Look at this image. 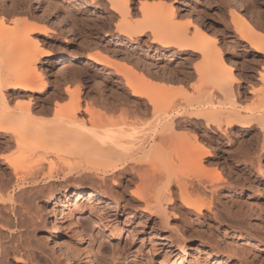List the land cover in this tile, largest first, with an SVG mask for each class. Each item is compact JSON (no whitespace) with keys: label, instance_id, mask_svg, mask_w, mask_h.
<instances>
[{"label":"bare ground","instance_id":"1","mask_svg":"<svg viewBox=\"0 0 264 264\" xmlns=\"http://www.w3.org/2000/svg\"><path fill=\"white\" fill-rule=\"evenodd\" d=\"M3 1L5 0H2V3ZM94 1L97 3L98 9L101 7L103 10H106L104 4L107 2L110 8L108 14L110 16L117 14L121 17L119 21L117 20L119 23L116 27L120 35L135 42L138 37L150 34L152 43L157 45V50L162 47L174 46L180 51H192V55L202 54L203 59L199 61V64L197 63L198 66L195 65V72L197 71L199 74L201 70L208 71H205L200 77L196 74L198 76V79L196 76L197 81L194 78L196 83L191 81L190 85L195 84L192 86L187 84L191 87L189 92L186 90L188 86L186 87L184 83L185 90L176 89L175 92L173 89H168L165 82L162 83L161 78V83L159 80H153L159 74L153 73L154 71L149 68L147 73L144 70L140 74L135 73L131 68L122 69L125 70V73L123 71L121 73H123V77L127 78V80L125 78L127 82L125 83L131 91V96L135 97L133 101L135 109L130 111L126 105L125 111L121 115H117L116 118L115 115L109 116L107 111L101 112L95 109L94 102L86 101L84 104L80 95L82 86H79L76 91L65 87L63 91L61 83L58 82L55 85V92L53 91L50 96L43 98L50 88V82L45 75L41 58L51 54V50L48 47H41L40 37H51L49 27L26 25L25 22L20 23V19L10 21L6 17V10L9 12L8 9H5L6 5L0 4V137L4 138L0 139V143L6 149L12 145L16 146L17 152L20 151L19 155L22 154L21 156L25 159L26 156L23 152H26L27 155L29 152L30 154L35 153V156L38 154L36 159L33 156L34 160L26 159V161L29 160V163L25 161L26 165L24 164L25 159L20 158L19 155H1L3 161L1 167L3 170L9 168L11 176L5 179L4 174H0V179L3 181L0 183V204L6 206L17 203L19 207H22L20 210L18 209L20 215H24V191L26 192L27 187L32 185L40 187L42 184L51 187L52 181L67 180L69 177L89 178L102 184L106 183L108 178L117 180L127 173H131L141 179L143 183L141 184L143 187L145 186L142 191L144 195L140 192L141 190L139 192L144 196L142 198L145 199L146 207L151 210L156 208L158 213L160 211L159 214L163 216L166 223L171 217L179 216L176 210L182 211L183 214L193 213L197 216L203 215L207 210V212H214L213 214L217 215L213 201L217 188L222 184L220 183L222 177H220V173L218 174L217 169H209L204 164L206 157L215 158L214 149L210 148V144V146L206 145L205 139L212 140L220 133L223 138H218L217 144L222 145L224 138H228V141L232 139L230 132L244 128L257 130L258 134L263 136L264 145V70L261 69L263 71L259 72L257 79L250 71L253 70L254 65L264 62V26L262 25V29L259 25L254 24L255 22L242 8V4L247 2V6L249 4L253 11L258 13V8H255V5L258 6L257 1L236 0L239 6L232 8L230 16L232 24L230 21V23L228 22L232 27H221L222 30H219L218 33L215 31L217 33L215 37H213L215 34L207 35L210 32L208 33L207 29L201 26L202 23L196 24L195 22L194 24L197 25L195 26L186 21L184 23L186 25L178 26L176 24L179 22L171 19L173 23L168 26L170 20L164 18L163 22V16L166 15L169 18L171 14V17L175 18V9L172 4L166 5V9L163 10H166V14L163 15L161 8L163 5H160L159 10L158 6L154 5L157 11L152 10L154 9L153 5L152 9L148 10L146 6L150 3L146 4L141 0L138 9L140 16L132 22L131 19L129 20L133 14L132 0ZM261 10L264 11V9ZM259 14L261 15L260 12ZM220 18L224 22L223 14ZM225 23H227L226 20ZM228 23L225 25H229ZM21 24L28 28L21 27ZM190 24L194 26L195 31V27H197L199 35L196 32V37H193V33L189 34L191 31L189 33L187 31V29L190 30L188 28ZM70 29L72 30V28ZM224 30H227L226 34H224ZM222 34L225 37L223 39H221ZM185 36H189V38ZM206 36L213 39L210 40ZM227 37H231L234 41L230 39L226 42ZM229 44L235 52L243 49L245 52L247 50L249 53H254V63L248 69V75L251 78L249 79L251 84L255 85L257 82L259 86L256 85V87L248 89L244 85L245 81L237 76L235 65L229 62L226 57V50L231 51L228 47ZM87 59L106 67L111 65V61L100 53H88ZM81 62L78 61V64ZM63 63L64 65L73 64V61L67 59ZM262 65L263 68L264 65ZM117 67L119 68V66ZM164 68L163 73L165 72ZM169 73L166 71L164 77L168 78ZM174 73L172 75H176ZM190 75L192 74H189L186 79ZM178 77L180 76L178 75ZM180 80L177 79V81ZM97 82V86L100 88L102 82L100 80ZM180 88L184 89V87ZM185 91L186 93H184ZM102 92L99 93L101 98L104 95ZM65 95L71 96V99L68 103L62 104L60 100L64 99ZM251 95H254L251 98L256 99V101L253 100L254 105L250 98L248 101V97ZM101 98H97V101ZM125 98L117 97L109 103L101 99L100 102L104 106L106 105V108L110 110H108L109 114H111L112 111L117 110V107L122 106L121 110L123 109L126 104ZM243 99L250 103L247 104L245 101L246 110L240 105ZM248 105L249 107H247ZM251 106L253 107L251 108ZM203 126H205L206 135L202 132L204 136L201 138L199 135L201 132L197 131L202 130ZM209 130L211 133L208 132ZM51 155L60 160L58 168L50 161ZM187 161L193 162L194 166L187 163L190 167L184 168L186 165L184 163ZM4 164H7V167H4ZM46 170L48 171L46 172ZM173 186H177L178 195L176 196H179V200H182L183 203L177 204L176 198H174L175 193L172 191ZM207 189L210 190L209 195L205 193ZM64 196H68V194L64 193ZM91 197H93V193L78 192L75 202L71 205L70 203L66 204L55 216L53 222L55 221L56 226L60 227L65 219L71 216V225L74 226L79 240L83 241L85 239L84 231L78 223L79 216L78 213L75 214V211L82 206L84 199ZM57 198L55 194L48 197L43 209L44 215L48 214L49 206L53 205ZM13 206L15 207V205ZM170 206L176 209L175 213L172 207V210L168 209ZM238 217L239 215L236 214L234 222L238 223L237 230L243 233L245 229L243 230V227L239 226L240 219ZM6 223L8 221L5 222L0 214V229L7 227ZM246 230L249 229L246 228ZM179 231L177 232L178 236L182 235V232ZM245 233L248 234V231ZM57 234L53 247L62 250L64 255L75 258L76 254L72 251L74 249L67 248V245L64 248L65 246L59 239L60 235ZM182 236L183 239L179 236L181 239L179 238L178 242L175 240L178 252H173V256L176 258L182 257L181 255L187 252L185 249L187 242L184 239L186 236ZM170 239L174 240L172 237ZM239 247L243 248L244 245H239ZM250 250L251 248L248 247L247 250L244 249L245 256L252 251ZM1 251L0 255H2ZM92 252L91 249L87 252L88 264L94 263ZM24 254L26 255V253ZM249 258L252 257L249 256ZM18 259L19 263L26 260L23 255Z\"/></svg>","mask_w":264,"mask_h":264},{"label":"rangeland","instance_id":"2","mask_svg":"<svg viewBox=\"0 0 264 264\" xmlns=\"http://www.w3.org/2000/svg\"><path fill=\"white\" fill-rule=\"evenodd\" d=\"M0 1V4L6 5L5 9L10 12L6 10V17L10 21L12 19L13 21L20 19V23L25 22L24 24L26 25H46L49 27L51 37H40L41 47H48L51 50V54L41 58L45 75L50 82V88L43 98L50 96L53 91L55 92V85L58 82L61 83L63 91L65 87L76 91L79 86H82L80 95L84 104L86 101L89 103L94 102L93 106L95 109L101 112L107 111L109 116L115 115L114 117L116 118L117 115H121L125 111L124 107L126 105V108L130 111L135 109L133 102L135 97L131 96V91L126 84L127 78L126 76L123 77L124 75L121 73L122 71L125 73V70L122 69L131 68L135 73L139 74L143 73L144 70L146 72L151 69L154 71L153 73L159 74V78L155 79L154 77L153 80H159V83L162 80V83L165 82L164 84L168 89H173L174 91L176 89H180L179 91L185 90V86L190 85L191 81L195 82L197 75L200 77L205 71H208L201 70L199 74L197 71V73L195 72V65L199 64V61L203 59L201 57L202 54L192 55V51H180L174 46L162 47L157 50V45L152 43L150 34L138 37L135 42L124 35H120L116 27L117 23H119L117 20L119 21L121 17L117 14L116 16L108 14L110 8L107 2L105 3L106 5L104 4L106 10H103L101 7L98 9L94 0H5L3 3L2 0ZM140 1L132 0L133 14L129 17L130 21L139 18ZM242 1L245 2L244 0ZM256 1L259 6L255 5V8H258V13L254 12L249 4L247 6V2L242 4V8L249 15L248 17L255 22L254 24L259 25L263 29L264 11L262 12L261 9H264V0H255L254 2ZM143 2L146 4L150 3V5L146 6L148 10H151L153 5L154 9L152 10L154 11L156 10L154 5L158 6V10L163 5L164 7H161L163 11L166 9V5L170 6L172 4L175 9V18H172L171 14L169 18L166 15L163 16L166 14L165 10L162 12L163 22L165 18L168 21H171V19L177 20L179 24L177 23L176 25L178 26L180 24L186 25L184 24L186 21L193 23L192 25L195 26H197V23H202L201 26L207 29L208 33L210 32L207 35L213 36L215 34L213 37L217 36L219 30H222L221 27H232L230 25L232 24L230 18L231 10H233V7L239 6L236 0H143ZM221 13L223 14L224 22L220 18L222 16ZM218 15L221 16L218 17ZM132 16L135 17L133 18ZM219 20L221 21L219 22ZM225 20L227 23L229 21L231 23L229 22V25H225L227 24ZM170 21L168 26L173 23V21ZM195 22L196 24H194ZM192 25L188 26L190 30L187 29V31L188 33L191 31L189 34L192 35L193 33V37H196L199 35L198 30L195 27V31ZM21 27L25 26L22 25ZM25 28L27 29L28 27ZM196 32L197 35H195ZM226 33L227 30H224V34ZM189 36L185 37L189 38ZM223 38L225 37L222 34L221 39ZM211 39L213 38L211 37ZM230 39L232 38L227 37L226 42ZM228 47L231 51L226 50V57L229 62L235 65L237 76L245 81L244 85L248 89L256 87L257 82L253 86L248 75V69L254 63V53H249L247 50L245 52L243 49L235 52L230 44ZM88 53L105 55L111 61L112 66L106 67L97 62L88 61ZM67 59L72 60L73 64L64 65L63 62L67 61ZM78 61L82 62L78 64ZM259 63L253 66V70H250L256 79L259 76V72L264 70V67H261L264 62ZM163 68L165 69L164 73ZM166 71L170 72L169 75L167 74L170 79L164 77ZM171 72H175L174 74L176 75H172ZM184 73H187V75ZM189 74L192 75L186 79ZM132 75L131 77L133 78ZM177 79L180 81H177ZM95 80L102 82L100 88H98V82L96 83ZM180 87H184V89ZM186 90L189 92L191 87L188 86ZM101 92L104 94L102 98L99 94ZM117 97H126V104L123 106L124 110H121L122 106H120L117 107V110H114L115 112L112 111L109 114L110 110L100 100L103 99L106 103H109ZM251 97H254V95L249 96L248 101L251 99L252 105H254L253 100L256 101V99ZM97 98L101 99L97 101ZM70 99L71 96L65 95L64 99L60 101L65 104ZM245 101L250 104L246 99H243L240 105H242L241 107L244 110H246ZM204 128L205 126L197 132H204L205 134ZM233 131L230 132L232 139L228 141V138H224L222 145L217 144L218 138H223L220 133L217 134V137H213L212 140L208 141L205 139L206 145H211L210 148L214 149L215 158L206 157L204 164L209 169H217L218 174L220 173V177H222L220 180L222 184L217 188L218 192L216 191L213 201V207L216 208L214 210L217 211V215H214V212H207V210L201 216L193 213L183 214L182 211L180 212V210L178 211L170 206L168 209H174V213L176 210L178 217L181 218L171 217L168 224L164 222L163 216L159 214L160 211L158 213L156 208L151 210L146 207L145 199L142 198L144 197L142 196L144 195L142 191L145 186L143 187L141 179L131 173H127L117 180L108 178V181L102 184L96 183L89 178L75 179L74 177H69L67 180L52 181L51 187L42 184L40 187L39 185H32L27 187L28 190L26 189V192L24 191V215H20L18 209L20 210L22 207H19L17 203L7 204L6 206L0 204L2 208L4 207L3 209L0 207V214L5 222L8 221L6 223L7 227L0 229V231L2 230L0 233V250L3 251H1L2 255H0V261L2 260L0 264H88L87 252L90 249L94 254L93 264H264L263 136L259 135L257 130L253 131L252 129L238 128ZM208 132L211 133V130ZM201 133L199 135L203 138L204 134L202 133V135ZM0 139L4 138L0 137ZM1 145L2 143H0V148H3L0 149V174L3 173L4 178L8 179L11 176V170L9 168L3 170V167H1L3 165L1 155L14 154L18 156L20 151L17 152L18 150L14 145L7 149L3 145L1 147ZM23 153H25L26 159L29 158L30 160H34V157L36 159L38 155L36 154L35 156V153L30 154L29 152L28 156L26 152ZM30 155L32 156L30 157ZM20 158L25 159L23 156ZM26 159L24 160L25 165ZM50 159L54 166L57 168L60 166L58 158L51 155ZM187 163L194 166L193 162L187 161L184 163L186 164L184 165L185 167L183 166L184 168L190 167ZM4 167H7V164H4ZM1 182L3 181L0 179ZM177 189V186L172 187L175 196L178 195ZM78 192L93 193V197L84 199L82 206L75 211V214L78 213L79 216L78 223L84 231L85 239L83 241L79 240L77 233L74 231V226L71 225V216H68L60 227L56 226L55 221L53 222L55 216L66 204L70 203L71 205L75 202ZM209 192L210 190L208 191L207 189L205 191L206 195H209ZM64 193H67L68 196H64ZM51 194H55L58 198L53 205L49 206L48 214L44 215L43 209ZM175 196L177 204H180L179 202H182V200H179V196ZM236 214L239 215V226H242L243 230L249 229L246 230L248 234L245 233V230L243 233L237 230L236 226L238 223L234 222ZM178 230H180V233L182 232V235L186 236L184 239L187 242L185 246L187 252L183 253L180 258L173 256V252H178L176 242L182 236L180 233V237L177 235ZM57 233L60 235L59 239L65 246L64 248L67 245V248L74 249L72 251L76 254L75 258H73L74 256L64 255L62 250L53 247ZM170 236L172 240L174 239L173 241H171ZM239 245H244V247L241 248ZM247 247L251 248L253 252L250 250L252 253L247 252L249 255L246 254L247 256H245L243 251L244 249L247 250ZM30 250L34 253L32 254ZM23 252L26 253L27 257ZM22 255L24 260L25 258L26 260L23 263H19L18 258ZM252 255H255V257ZM1 256H3L2 259ZM249 256L252 258H249Z\"/></svg>","mask_w":264,"mask_h":264}]
</instances>
